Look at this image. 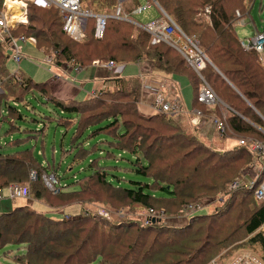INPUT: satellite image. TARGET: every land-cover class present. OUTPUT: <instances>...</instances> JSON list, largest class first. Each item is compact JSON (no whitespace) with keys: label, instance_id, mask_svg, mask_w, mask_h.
<instances>
[{"label":"trees","instance_id":"obj_1","mask_svg":"<svg viewBox=\"0 0 264 264\" xmlns=\"http://www.w3.org/2000/svg\"><path fill=\"white\" fill-rule=\"evenodd\" d=\"M79 2L83 10L107 15L102 38L94 37L92 17L86 20L82 38L67 36L56 8L30 1H26V22L10 28V34L33 36L34 46L50 56L53 66L71 63L87 68L93 60L122 64L144 60L152 71L183 78L192 90V107L205 119L224 120L226 132L221 138L231 136L237 144L218 148L203 141L195 122L190 120L195 128L191 127L176 113L142 115L140 76L108 75L99 79L101 87L91 96L59 99L45 81L9 72L6 61L11 45L8 38L0 39L4 136L28 131L17 124L23 118L17 105L37 92L52 107L57 125L64 128L62 135L68 133L62 152L71 156V163L88 158L82 173L53 193L42 176L54 173L58 181L65 178L53 163L41 160L32 147L4 149L30 135H11L6 145L0 142V190L26 184L27 199L58 212L74 204L83 210L74 217L56 218L27 203L16 204L0 212V248L16 246L17 252L8 250L15 264H222L237 248L264 262V200L253 196L264 172L254 178L252 188L229 190L236 180H251L260 164L248 144L238 140L264 144V61L254 49L241 46L235 31L240 19L253 20L255 6L257 12L264 10V0H146L159 11L155 19L164 12L196 42L209 61L200 75L227 109L197 101L199 76L176 49L152 42L142 24L132 18L139 0ZM118 7L126 19L113 16ZM213 137H218L216 129ZM119 159L128 164L123 169L144 179L117 176ZM220 193L224 198L211 211L185 215L186 205L200 202L204 207ZM98 207L130 213L106 218L96 212ZM149 209L162 211L163 217L146 221V216H129Z\"/></svg>","mask_w":264,"mask_h":264},{"label":"rangeland","instance_id":"obj_2","mask_svg":"<svg viewBox=\"0 0 264 264\" xmlns=\"http://www.w3.org/2000/svg\"><path fill=\"white\" fill-rule=\"evenodd\" d=\"M124 1V0H120ZM139 4L141 7H144L141 12H136L132 18L135 21L140 22L141 24H145L148 21H151L157 17H159V11L156 9L154 5L151 3L146 2V0H139ZM55 8V7H54ZM257 6L254 7L253 11V20H247L246 18H242L238 21L235 25V31L237 36L240 40L246 41L247 38H251L258 32H263L264 26V10L257 12ZM48 13H51L48 11ZM59 15V14H58ZM262 16L263 19L260 17ZM60 17V16H59ZM61 20V18H60ZM243 23H240V22ZM16 47L18 52L22 55L21 60L16 63L12 59V48H8L9 58L6 61V66L10 73L18 71L30 77L33 81H46L49 77L53 75L55 72V66L51 65V63L45 61V57L47 56L44 52L34 46V44L25 40L24 42L17 39ZM264 51L262 53V57L264 58ZM67 65V64H66ZM119 67V65H118ZM136 66L133 63H128L124 66V70L121 71L122 76H129L130 74H134L136 72ZM107 71V70H106ZM110 72V71H107ZM175 79L177 77H174ZM178 79V78H177ZM81 81V82H80ZM180 81V88L186 92L189 97L192 98V90L190 85L187 83L185 79H179ZM77 83L81 87V93L77 96V99H84L89 95L90 92L93 90H98L101 87V82L95 78L93 75L88 78L84 79L81 75L77 78ZM191 95V96H190ZM183 97V95H182ZM191 100V99H190ZM17 108L22 111L23 118L17 121V124L20 125V129L26 128L28 131L23 132H13L11 135L15 137H21L25 135H30L31 137L25 138V141H19L17 145H6L8 139L12 138L11 135H7L6 137L3 134V130L7 128V124L3 123L0 126V142L4 143L3 147L6 151H13L14 149L32 147V150L35 154H39V158L41 160L47 159L50 163H53L56 167V171L58 174H64L65 178L60 182L63 184L64 182H71L74 177H78L80 173H82V168L85 167L88 158L77 160L71 163V156L67 153L62 152V148L64 149L65 146L68 145L67 134L62 135L64 132L63 126L57 125L56 120L54 119L53 115L54 112L52 107L49 104H45L43 99L37 94V92L29 93L26 95L25 99L22 102H19ZM182 122L186 123L188 119L181 118ZM189 121V120H188ZM191 122V121H189ZM212 123V122H211ZM210 124V123H209ZM191 127H194L193 122L190 123ZM201 124H198L197 127L199 128ZM207 125V124H206ZM213 125V124H212ZM203 127V126H202ZM214 127V126H212ZM215 129V128H214ZM207 131L211 132V134L207 137H202L203 141L207 143H212L213 146L218 148H228L232 147L233 145L237 144V139L231 136H226L225 138L221 137H213V128L207 127ZM199 133L200 130L197 129ZM200 134V133H199ZM42 139V141H40ZM42 154H40V153ZM120 168L115 169V174L125 180H143V177L135 174L133 171L129 169H123V167L127 166V162L125 160L119 159L116 161ZM114 164V163H109ZM251 173V172H249ZM54 175V173H49ZM48 175V174H47ZM128 184V181H124ZM224 195L221 193L216 196L215 200H212L211 204L205 205L201 210L198 212H209L211 211L217 204L218 201H222ZM207 202V201H206ZM204 201V203H206ZM20 203H27L30 207L34 208L35 210L42 211L44 213L49 214L50 216L59 218L64 215H68L74 217L82 213V208L78 204H74L71 206H67L63 208L61 211H54L43 203L39 202L38 200H30V199H18L15 203L9 202L6 198L0 200V212L7 211L11 209L14 205ZM130 213V212H129ZM124 209L113 210L108 214L110 217L120 216L129 214ZM147 212H138L134 215L130 214V217L133 218H140L143 219ZM180 223V221H178ZM12 249L11 253L17 252L16 246L13 245H6L3 248H0V264H15L11 260V253L8 251ZM251 254L249 250L244 248H237L235 249L227 259L222 261V264L230 263L232 259L236 256ZM256 257V256H255ZM258 258V257H257ZM263 262V261H262ZM213 263V262H212ZM264 263V262H263Z\"/></svg>","mask_w":264,"mask_h":264},{"label":"built area","instance_id":"obj_3","mask_svg":"<svg viewBox=\"0 0 264 264\" xmlns=\"http://www.w3.org/2000/svg\"><path fill=\"white\" fill-rule=\"evenodd\" d=\"M26 1H30L36 6L39 7H50L53 6L57 9L58 14L62 21V30L64 33L73 38L80 39L84 35V29L86 25V20L88 17H92L95 20L94 26V37L102 38L105 19L107 15L101 13H92L88 10H83L80 6L79 0H3L2 7L0 9V39L8 38L12 48L11 57L18 63L22 55L18 52L16 47L17 39L21 41L27 40L28 42L35 44V38L33 36H25L19 34L12 36L10 34V28L14 27L18 23H25L27 20L26 15ZM145 7V6H144ZM144 7L138 6L133 10L134 13L140 12ZM119 7L116 9L114 17L126 19L125 15H119ZM240 23H243L242 21ZM144 29L151 37L152 42H165L174 49H176L185 59L188 66H190L194 72L199 76L201 84L197 93V101L204 104L206 107H212L216 104H219L223 109L227 107L217 98L211 87L204 81L200 75V70L206 62V56L203 52L197 47L196 42L186 37L179 28L173 23V21L165 14L158 19L148 21L145 24L139 25ZM240 44L244 49H254L258 52L261 61L263 60V44H264V33H257L251 38H247L246 41L240 40ZM50 56L45 57V61L50 63ZM140 62L139 60L137 61ZM96 69H106L113 70L122 65V63H117L113 60L99 61L93 60L91 63ZM79 68H76L78 70ZM16 75L18 71L14 72ZM143 78V77H142ZM151 83L142 79L141 83V92L148 91L152 88ZM152 107L154 113H163V114H175L180 110V105L177 102H171L167 100L159 91L155 92L154 98L152 101ZM194 119L195 123L202 121L203 116L199 110L195 109ZM193 120V119H192ZM214 128L217 131L219 137H222L226 132V124L224 120L218 119L215 116L210 118ZM239 144H248L250 150L258 155L260 164L257 167V172L251 180H247L244 183L239 181H234L230 186L229 190L237 189L241 186L246 188H252L255 181L254 178H258L261 172H264V144L257 140H244L239 139ZM31 177L34 178L33 173ZM43 182L46 187L53 193L58 192L60 189H63V184L55 178L54 175L48 174L42 176ZM6 190V192H5ZM253 196L257 200H264V173L261 178V182L253 188ZM6 198L7 200L14 202L18 199H27L29 198V189L26 184H10L6 188L0 190V200ZM203 207V203H192L184 207L185 215L193 213L197 210H200ZM96 212L106 218H109V211L98 207ZM146 221L149 218L154 217H163L162 211H153L149 209L145 214ZM226 264H264L259 258L252 256L250 254L236 256L232 259L230 263Z\"/></svg>","mask_w":264,"mask_h":264},{"label":"crops","instance_id":"obj_4","mask_svg":"<svg viewBox=\"0 0 264 264\" xmlns=\"http://www.w3.org/2000/svg\"><path fill=\"white\" fill-rule=\"evenodd\" d=\"M120 1V0H118ZM264 56V55H263ZM264 60V58H263ZM135 62H130L135 64L136 72L134 74H130L129 76H140L141 80L144 78L146 82L151 83L152 88L148 91L141 92V98L138 103L139 110L142 115H150L154 113L152 107V101L154 98L155 92L159 91L167 100L171 102H177L180 105V110L176 113L177 118H186L189 121L196 119L194 115L195 108L192 107V98L184 92L180 88L179 79L182 78H174L172 76L164 75L161 72H155L151 70V67L147 61L139 60ZM128 63H123L119 67L113 70L106 69H96L94 66H89L87 68H80L77 66H73V64H61L60 66H55V72L51 77L46 79V83L52 95L59 99H72L77 98V96L81 93V87L77 83V78L81 75L84 79H88L93 75V78L99 80L102 77H106L108 75H121V71L124 70V66ZM76 68H79L76 70ZM128 76V75H127ZM143 77V78H142ZM100 81V80H99ZM81 82V81H80ZM101 82V81H100ZM96 90H93L89 93L88 96L93 95ZM183 95V97H182ZM191 96V95H190ZM191 99V100H190ZM226 106V105H225ZM210 123V124H209ZM196 125L201 124L199 126L200 135L204 138L211 134V132L207 131V127L213 128L210 119H205L203 117L202 121L199 123H195ZM207 124V125H206ZM203 126V127H202ZM214 134V133H213ZM6 192V190H5ZM9 201V200H8ZM11 202V201H9ZM16 201L12 202L15 203Z\"/></svg>","mask_w":264,"mask_h":264},{"label":"water","instance_id":"obj_5","mask_svg":"<svg viewBox=\"0 0 264 264\" xmlns=\"http://www.w3.org/2000/svg\"><path fill=\"white\" fill-rule=\"evenodd\" d=\"M163 14H165L164 12H163ZM166 15V14H165ZM206 62H208L209 63V61H208V59H206ZM227 107V106H226ZM155 220V218H151V221H154Z\"/></svg>","mask_w":264,"mask_h":264}]
</instances>
